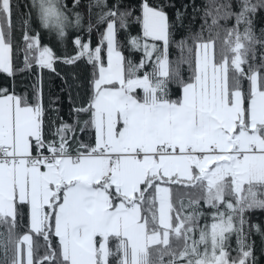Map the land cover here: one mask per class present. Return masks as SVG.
I'll return each instance as SVG.
<instances>
[{
  "label": "snow or ice",
  "instance_id": "1",
  "mask_svg": "<svg viewBox=\"0 0 264 264\" xmlns=\"http://www.w3.org/2000/svg\"><path fill=\"white\" fill-rule=\"evenodd\" d=\"M17 7L0 0V72L15 76L35 65L55 71L52 48L30 34L31 11L22 18L24 47L17 49L23 66L14 63ZM29 7L60 39L70 25L82 26V14L70 18L62 0H30ZM87 7L90 15L100 9L96 23L106 27L93 47L89 19L88 38L77 35L76 54L64 58L66 64L86 58L95 69L87 104L71 110L73 123L57 115L48 138L40 76L32 100L0 88V264H254L251 233L264 235L249 219L264 212V56L259 66L249 58L264 49V30L257 35L254 23L264 0H212L204 10L210 33L234 20L219 50L211 35L195 37L194 48L181 39L176 47L189 55L175 62L174 25L164 5L143 0L135 17L143 31L129 33L128 43L143 53L139 63L125 57L118 39L133 10L121 11L118 2L108 7L107 0ZM172 83L181 88L174 99ZM81 113L89 118L81 122ZM87 130L93 143L76 138ZM37 239L46 248L42 256Z\"/></svg>",
  "mask_w": 264,
  "mask_h": 264
},
{
  "label": "trees",
  "instance_id": "2",
  "mask_svg": "<svg viewBox=\"0 0 264 264\" xmlns=\"http://www.w3.org/2000/svg\"><path fill=\"white\" fill-rule=\"evenodd\" d=\"M141 1L142 0H107L108 7H112L114 3L121 5V11L131 8L133 10L132 17L128 20V28L121 30L118 33V39L120 42V50L123 52L125 57L131 59L134 63H139L143 53L141 51L134 50L128 43L129 33L131 35H141L142 28L141 23L135 19L136 16L141 15ZM18 5L14 9L12 16V39L14 48V63L22 67L23 55L17 53V49H22L24 43L22 41V18H27L25 15L29 11L33 13L31 21V29L34 30L30 34L39 33L40 42L42 46H49L52 48L54 56L57 58L54 61L53 67L55 71L51 69H41L38 65H35L30 71L17 72L15 76H9L6 73L0 72V88H5L11 94L14 90L15 94L22 95L27 93L29 99H33L32 85L36 82L37 76H40L43 81V103L45 107V131L48 138L51 139V131L54 128L52 121H55V125L58 126L60 120L57 119V115L62 117L64 121L73 123L74 115L71 114V110L74 107L86 105L91 94L92 86L91 81L94 79L95 69L93 65L89 64L86 58L78 60L75 64L64 63V58L75 55L76 48L74 46V39L79 35L82 39H87L89 34L87 33V24L89 19L95 25L94 30L90 34L91 44L95 47L98 43L100 33L103 30L104 25L96 23V15L100 11L99 8L94 7L92 14L90 15L87 5L90 0H81L80 6L73 8V0H62L69 9V16L72 17V13L79 11L82 16V26L77 28L75 26H69L66 29L67 35L60 39L54 32H50L44 29L39 21L38 16L34 9L29 7L30 0H13ZM152 6L164 5L165 11L169 15L170 22L174 25V42L169 47V59L172 62L177 61L181 56L187 58L188 53H183L179 48L176 47V43L181 39L186 40L187 46L194 48V38L198 35L203 36L205 40L211 35L216 40V47L219 50L221 41L224 39V29L230 28L234 24V20L227 22L221 21V27L213 28L211 33L207 25L205 24L204 10L209 7L212 0H148ZM185 6L186 9H185ZM180 10L182 19L177 21L176 13ZM211 23V19L208 18L207 24ZM255 30L257 35H260L261 30H264V11L258 12L255 18ZM219 33V36H217ZM264 56V49L257 47L255 49V58L253 59L250 55L249 61L254 66H259L262 61L261 57ZM150 70V68L148 69ZM182 74L187 79L190 72L186 64L182 65ZM246 89V81L244 82ZM171 97L174 99L181 93V88L178 84L172 83L169 85ZM54 109H58L55 111ZM89 118L87 113H81L79 120L81 122ZM82 126V123H81ZM79 141H83L85 144L94 142V134L92 130H87L83 133L77 132ZM77 145L73 142L72 147L75 148ZM194 191V190H187ZM205 212L210 211L205 205L203 207ZM250 223H259L264 230V212L255 211L249 214ZM203 218L201 223H203ZM27 223L26 218L20 221V227L17 229L18 233H22L26 228L24 225ZM36 239V238H34ZM253 243V255L254 264H264V235L256 233L254 230L251 233V240ZM36 243L40 245L36 251V256H42L46 248L43 247V240L37 239ZM56 240L53 239V246H55ZM230 254L235 257L237 252L235 249L238 247L236 243V237L233 235L230 241Z\"/></svg>",
  "mask_w": 264,
  "mask_h": 264
},
{
  "label": "rangeland",
  "instance_id": "3",
  "mask_svg": "<svg viewBox=\"0 0 264 264\" xmlns=\"http://www.w3.org/2000/svg\"><path fill=\"white\" fill-rule=\"evenodd\" d=\"M142 3H143V0L141 1V5H142ZM106 26L104 25V27H103V30H104V28H105ZM141 28H142V24H141ZM102 30V31H103ZM142 31H143V29H142ZM105 55H106V53H105ZM247 87H248V84H247V81H246V89H247ZM26 230H24L22 233H20V234H23L24 232H25Z\"/></svg>",
  "mask_w": 264,
  "mask_h": 264
}]
</instances>
